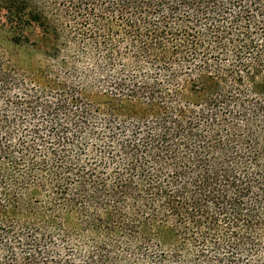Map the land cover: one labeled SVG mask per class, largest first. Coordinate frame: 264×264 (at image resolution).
Listing matches in <instances>:
<instances>
[{
    "label": "trees",
    "instance_id": "1",
    "mask_svg": "<svg viewBox=\"0 0 264 264\" xmlns=\"http://www.w3.org/2000/svg\"><path fill=\"white\" fill-rule=\"evenodd\" d=\"M0 37L43 54L0 50V264H264V0H0Z\"/></svg>",
    "mask_w": 264,
    "mask_h": 264
},
{
    "label": "rangeland",
    "instance_id": "2",
    "mask_svg": "<svg viewBox=\"0 0 264 264\" xmlns=\"http://www.w3.org/2000/svg\"><path fill=\"white\" fill-rule=\"evenodd\" d=\"M0 50L5 53V59L8 60L7 65H11L20 72L30 74L34 71L43 60V54L40 50L28 48L26 50L12 47L5 40L0 37Z\"/></svg>",
    "mask_w": 264,
    "mask_h": 264
}]
</instances>
